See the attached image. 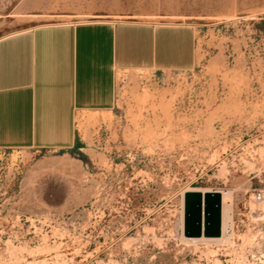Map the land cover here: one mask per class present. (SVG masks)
<instances>
[{
  "label": "rangeland",
  "instance_id": "obj_1",
  "mask_svg": "<svg viewBox=\"0 0 264 264\" xmlns=\"http://www.w3.org/2000/svg\"><path fill=\"white\" fill-rule=\"evenodd\" d=\"M95 20L190 26L194 63L118 72L70 150L0 148V264H264V0H0V37ZM205 191L225 238L186 241Z\"/></svg>",
  "mask_w": 264,
  "mask_h": 264
},
{
  "label": "crops",
  "instance_id": "obj_2",
  "mask_svg": "<svg viewBox=\"0 0 264 264\" xmlns=\"http://www.w3.org/2000/svg\"><path fill=\"white\" fill-rule=\"evenodd\" d=\"M195 31L150 21L39 25L0 37V148L70 150L76 116L113 109L118 72L187 70Z\"/></svg>",
  "mask_w": 264,
  "mask_h": 264
},
{
  "label": "water",
  "instance_id": "obj_3",
  "mask_svg": "<svg viewBox=\"0 0 264 264\" xmlns=\"http://www.w3.org/2000/svg\"><path fill=\"white\" fill-rule=\"evenodd\" d=\"M183 234L187 238L218 237L221 233V198L218 192H187Z\"/></svg>",
  "mask_w": 264,
  "mask_h": 264
},
{
  "label": "bare ground",
  "instance_id": "obj_4",
  "mask_svg": "<svg viewBox=\"0 0 264 264\" xmlns=\"http://www.w3.org/2000/svg\"><path fill=\"white\" fill-rule=\"evenodd\" d=\"M205 193H206V191H205ZM226 193L227 192H222L221 196H220V198H221V233H220V237L218 239L217 238H206V237H200L198 239L187 238L186 241H189V242H196L198 240H204L206 242H221V241H223V239L225 238V225H226V221L228 218L227 217V210H226L225 205H224ZM261 208H262V210H264L263 206H261Z\"/></svg>",
  "mask_w": 264,
  "mask_h": 264
},
{
  "label": "built area",
  "instance_id": "obj_5",
  "mask_svg": "<svg viewBox=\"0 0 264 264\" xmlns=\"http://www.w3.org/2000/svg\"><path fill=\"white\" fill-rule=\"evenodd\" d=\"M253 199L257 202H264V193L262 190H257L253 193Z\"/></svg>",
  "mask_w": 264,
  "mask_h": 264
}]
</instances>
